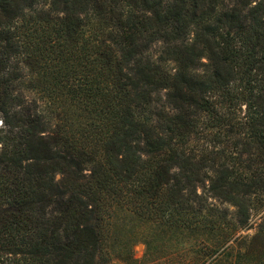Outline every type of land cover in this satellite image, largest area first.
I'll return each instance as SVG.
<instances>
[{"label":"trees","instance_id":"16d2710c","mask_svg":"<svg viewBox=\"0 0 264 264\" xmlns=\"http://www.w3.org/2000/svg\"><path fill=\"white\" fill-rule=\"evenodd\" d=\"M260 201L264 0H0V264H108L118 209L215 216L216 250L264 264Z\"/></svg>","mask_w":264,"mask_h":264},{"label":"rangeland","instance_id":"374dc122","mask_svg":"<svg viewBox=\"0 0 264 264\" xmlns=\"http://www.w3.org/2000/svg\"><path fill=\"white\" fill-rule=\"evenodd\" d=\"M23 71L35 79L37 74H40L38 68L32 66H23ZM28 83L27 81L24 86ZM32 86L22 90L29 98L37 99L41 110L44 111L46 106L48 107L46 98L38 99L39 95L33 93L36 91L32 92L36 83L34 82ZM236 111L239 117L244 116L245 105L237 107ZM55 115L56 113L49 115L50 121L53 124L65 123L69 129L83 126L86 122L82 114L73 108L60 113L58 119H55ZM204 145H207V142H204ZM214 146L220 148V145ZM207 203L216 209V213L227 212V219L231 222L232 217L229 213L233 212L232 207L215 200H208ZM262 206L264 201L257 203V210L252 213L254 215L252 221L257 222ZM201 216L193 214L189 217L191 228H170L169 225L178 220L180 215L173 214L169 221L147 220L142 216L125 212L124 209H118L111 218L106 232L105 249L109 255L108 264H236V242L230 241L225 247L216 250V245L227 239L228 235L211 223L215 216L205 218ZM239 234L250 238L254 231H241ZM260 241L264 243V236Z\"/></svg>","mask_w":264,"mask_h":264}]
</instances>
